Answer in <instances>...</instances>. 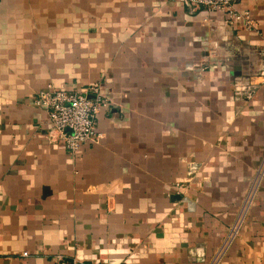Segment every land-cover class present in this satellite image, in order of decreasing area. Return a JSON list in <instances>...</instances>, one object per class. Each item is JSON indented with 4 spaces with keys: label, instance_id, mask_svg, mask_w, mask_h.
<instances>
[{
    "label": "crops",
    "instance_id": "1",
    "mask_svg": "<svg viewBox=\"0 0 264 264\" xmlns=\"http://www.w3.org/2000/svg\"><path fill=\"white\" fill-rule=\"evenodd\" d=\"M236 6L252 27L188 0H0V264H264V0ZM94 80L102 137L69 152L32 97Z\"/></svg>",
    "mask_w": 264,
    "mask_h": 264
},
{
    "label": "built area",
    "instance_id": "2",
    "mask_svg": "<svg viewBox=\"0 0 264 264\" xmlns=\"http://www.w3.org/2000/svg\"><path fill=\"white\" fill-rule=\"evenodd\" d=\"M237 0H188L193 6L220 11L229 20H242L246 27H252L255 16L249 9L236 6ZM32 101L47 112L51 127L56 128L69 152L77 151L84 142H99L102 130L98 128L96 117L107 99L101 91L100 81L94 80L77 88H65L47 82L40 87ZM264 171V154L256 174L251 182L248 195L254 190ZM245 208V203L242 209ZM241 221L238 215L231 224L220 250L234 237ZM219 250V251H220ZM219 252H217L218 254ZM216 254V255H217ZM53 264H104L97 261H84L76 257H66L62 253L54 254Z\"/></svg>",
    "mask_w": 264,
    "mask_h": 264
}]
</instances>
